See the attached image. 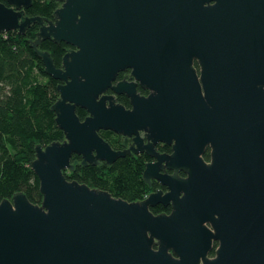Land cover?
I'll use <instances>...</instances> for the list:
<instances>
[{
  "label": "water",
  "instance_id": "95a60500",
  "mask_svg": "<svg viewBox=\"0 0 264 264\" xmlns=\"http://www.w3.org/2000/svg\"><path fill=\"white\" fill-rule=\"evenodd\" d=\"M53 1L48 20L0 0V34L38 26L28 44L58 82L64 137L35 147L41 203L0 202V264H264V0ZM46 40L70 48L59 68ZM125 71L134 81L116 82ZM141 153L154 159L143 181L166 192L126 202L64 175L73 155L86 167Z\"/></svg>",
  "mask_w": 264,
  "mask_h": 264
},
{
  "label": "trees",
  "instance_id": "16d2710c",
  "mask_svg": "<svg viewBox=\"0 0 264 264\" xmlns=\"http://www.w3.org/2000/svg\"><path fill=\"white\" fill-rule=\"evenodd\" d=\"M57 5L53 0H32L25 15L50 20ZM37 31L38 26L33 24L23 36L17 32L0 34V202L21 192L30 203H41L39 182L30 167L35 159V147L64 139L50 111L58 98V82L45 75L41 61L28 44L36 38ZM68 48L64 43L55 44L50 40L43 41L40 46V50L50 53L57 68ZM76 113L80 119L85 116L81 109ZM99 135L117 149L119 140L111 132L100 131ZM204 158L208 160V155ZM146 161V155L125 156L112 165L100 163L83 167L80 158L73 155L74 169L64 175L69 181L108 192L114 198L136 202L155 187L143 181ZM151 212L168 213L169 208L156 206Z\"/></svg>",
  "mask_w": 264,
  "mask_h": 264
},
{
  "label": "flooded vegetation",
  "instance_id": "af4514ba",
  "mask_svg": "<svg viewBox=\"0 0 264 264\" xmlns=\"http://www.w3.org/2000/svg\"><path fill=\"white\" fill-rule=\"evenodd\" d=\"M57 7H59V5H57ZM51 20V19H50ZM68 49H70V48H68ZM67 49V50H68ZM66 50V51H67ZM194 67L196 68V70H198V66L195 64L194 65ZM120 81H127V82H133L134 80L130 77V71H125V72H122V73H120L118 76H117V78H116V82H120ZM137 93L140 95V96H143V97H146L147 95H148V91L147 90H144V89H142L141 87H139V86H137ZM107 94H112L111 92H107ZM114 97H115V99H116V102L118 103V104H120V105H123L126 109H130L131 108V106L129 105V99L125 96V95H113ZM78 110V109H77ZM87 116V114H86V112H85V116H84V118ZM83 118V119H84ZM83 119H81V120H83ZM105 132H110V131H104V133ZM112 133V132H111ZM113 134V136H114V138H116V139H118L119 140V145L117 146V149L116 150H124V149H128L130 146H131V141H129L128 143H127V146L124 148L123 147V141H124V139L122 138V137H120V136H118V135H116V134H114V133H112ZM113 149V148H112ZM113 150H115V149H113ZM156 151L157 152H159L160 154H170L171 153V150H170V147H168V146H166V145H163V144H157L156 145ZM210 148L209 147H207L206 149H205V151H204V153H203V155H202V158H203V160L205 161V162H207V163H209L210 162ZM208 155V160H206L205 158H204V155ZM142 155H146V154H144V153H141V154H127V155H125V156H129V157H138V156H142ZM147 156V155H146ZM147 158H148V161H146L145 163H144V166H145V164L146 163H149V162H153L154 161V159H152V158H149L148 156H147ZM166 173H168V174H171V172L170 171H166ZM179 176L180 177H185V174L184 173H182V172H180L179 173ZM148 185V184H147ZM149 187H152V186H155L154 188H153V190L149 193V194H151V193H153V192H156V191H159V190H161L162 192H166V188L165 187H162V186H160L155 180H151V183H150V185H148ZM148 194V195H149ZM147 196V195H146ZM145 196V197H146ZM144 197V198H145ZM143 198V199H144ZM140 201V200H139ZM160 206V205H159ZM162 208H169V206L168 207H163V206H161ZM169 211H170V208H169ZM163 213V212H162ZM166 213V212H165ZM169 213V212H168ZM214 247H216V244L214 245ZM211 256H213V251L211 252Z\"/></svg>",
  "mask_w": 264,
  "mask_h": 264
}]
</instances>
